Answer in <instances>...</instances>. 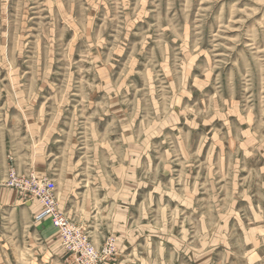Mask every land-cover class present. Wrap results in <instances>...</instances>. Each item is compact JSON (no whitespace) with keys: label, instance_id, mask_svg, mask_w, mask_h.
<instances>
[{"label":"rangeland","instance_id":"374dc122","mask_svg":"<svg viewBox=\"0 0 264 264\" xmlns=\"http://www.w3.org/2000/svg\"><path fill=\"white\" fill-rule=\"evenodd\" d=\"M32 176L102 264H264V0H0V264H66Z\"/></svg>","mask_w":264,"mask_h":264},{"label":"built area","instance_id":"2783aa9c","mask_svg":"<svg viewBox=\"0 0 264 264\" xmlns=\"http://www.w3.org/2000/svg\"><path fill=\"white\" fill-rule=\"evenodd\" d=\"M14 182L18 184L17 180ZM26 185H29L34 198L40 205L35 218L36 222L50 221L59 232L62 246L69 254L66 264H102L103 261L112 260L115 257L117 245L114 239L108 240L100 251L92 242L88 232L73 223L59 210L56 185L53 182L42 181L32 176Z\"/></svg>","mask_w":264,"mask_h":264},{"label":"crops","instance_id":"0c3cea01","mask_svg":"<svg viewBox=\"0 0 264 264\" xmlns=\"http://www.w3.org/2000/svg\"><path fill=\"white\" fill-rule=\"evenodd\" d=\"M72 188V187H71ZM61 196L66 206L65 211L71 219L82 226L89 227L90 231L98 229L97 222L91 226V211L93 210L92 198L88 196L87 192L79 193L74 196L71 191H61Z\"/></svg>","mask_w":264,"mask_h":264}]
</instances>
